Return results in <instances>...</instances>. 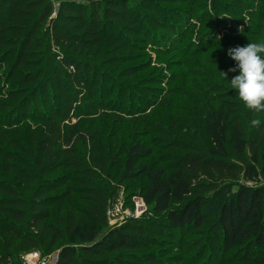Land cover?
I'll use <instances>...</instances> for the list:
<instances>
[{"label":"trees","instance_id":"obj_1","mask_svg":"<svg viewBox=\"0 0 264 264\" xmlns=\"http://www.w3.org/2000/svg\"><path fill=\"white\" fill-rule=\"evenodd\" d=\"M126 2L89 0L85 5L81 0H59L53 16L48 0H0V264H23L26 253L48 255L56 248V264H163L158 257L139 253L150 244L151 216L162 219L171 240L176 231L186 235L192 230L201 236L189 246L182 239L170 241L188 254L197 249L193 264L205 251L216 249L215 244L230 256L225 260L221 255L218 262V250L212 257L207 253L214 264H264V110H250L241 103L226 81L238 73L228 72L225 64L226 48L264 41V0H258L253 27L237 36L202 41L188 51L184 34L173 33L176 43L162 55L177 58L175 87L151 115L141 108L123 111L122 103L111 108L96 101L94 64H103L108 43L125 39L117 29L120 24L129 32L138 21ZM34 47H44L42 61L32 57ZM5 48L16 50L6 81ZM208 60L212 71H206ZM113 61L132 64L123 78L143 85L142 89L129 85L128 102L145 98L147 86L158 84L143 75L145 61L135 63L133 57ZM32 62H38L36 67ZM42 63L45 68L40 69ZM220 72L227 73L226 80ZM9 82L10 90H5ZM179 98L191 102L194 122L186 121V114L174 124ZM42 101L46 105L38 108ZM106 112L117 114L110 117ZM137 116L151 120L155 129ZM252 120L259 124L252 125ZM171 128L187 132L185 139L165 146L149 138L174 137ZM126 143L124 171L129 179L141 180L138 196L147 211L109 229L110 186L96 182L76 187L75 175L112 182L113 147ZM212 196L218 205L213 225L217 235L210 233L212 229L208 234L203 231L202 207ZM64 203L66 213L60 221L57 215Z\"/></svg>","mask_w":264,"mask_h":264},{"label":"rangeland","instance_id":"obj_2","mask_svg":"<svg viewBox=\"0 0 264 264\" xmlns=\"http://www.w3.org/2000/svg\"><path fill=\"white\" fill-rule=\"evenodd\" d=\"M48 1L53 6V16H55L59 0ZM81 1L85 5L89 3V0ZM137 1H139L140 4L142 3L141 6H137L136 3H134ZM126 3L131 5L132 15L134 18H136L137 15L138 21L135 26H129L130 24H128L129 27H132L129 32L125 28L127 26L124 24H120L117 28L121 29L122 32L121 30H115L118 34H123L125 38L124 40H117V42L113 43H108L107 40L102 41L103 43H108L109 49L106 47L105 53L101 56L103 64H100V66L99 64H94L98 68L96 75V81L98 83L96 84L95 92L97 97L96 101H99V103L103 106H109L111 108L117 107L120 103H122V109L126 112L141 108L144 109L145 114L149 115L158 110L159 104L162 103V97L172 96L171 94H168V91H171V89L175 87V85L172 84V73L176 71L175 64L177 62V58H174V54L169 56L162 55V53L164 54V52H167L168 49L176 43L175 40L177 39V35L173 34L175 31L179 30L184 34L185 38L183 43L186 44V48L189 51L190 49H195V47L202 41H207L209 39L220 40L224 36H237L240 33L245 32L244 29H251L253 27L252 24L255 23L253 13L257 11L259 6L258 0H127ZM234 25L237 27H234ZM107 27L108 28H106L105 31L109 34L108 32H110V27ZM119 31L121 33H119ZM106 33L103 32V34ZM37 43L40 44V40L37 41ZM164 44L166 46H163ZM232 45L233 44L230 46ZM9 49H4L7 50L4 57L8 56V58H6L7 60L5 59V74L3 73L4 81H6V74H8L7 72L9 71L10 65L15 61L16 55V50L14 52L13 49ZM227 50L228 48H226V51ZM219 51L225 52V48H220ZM44 56V47H34L32 57L36 61H42ZM130 57L135 59V63L145 61L144 65L146 67V72H144L143 75H147L148 77L158 81L157 85L149 84V88L147 86L146 89L148 90L146 97L144 98L143 96L139 99V101L142 102H139L136 99H133L132 102H128L130 96L129 85L139 86L141 89L143 88V85L138 83L137 85H134V83L129 84L123 78V75L128 72L127 67L132 64H117L113 61L114 59L122 60ZM210 59L218 60L212 56ZM209 62L210 60L206 62V71H212L215 69L211 67ZM36 63L38 62H32V64H34L33 67H36ZM225 64L229 69V67L234 65L235 62L227 55ZM42 65L43 68H45V63H42L40 69H42ZM190 67L191 65L188 63L187 70H189ZM30 69H33L32 66ZM100 69L105 72L101 73L99 71ZM23 71L31 72V70L27 68H23ZM2 82L3 79H0V88ZM206 82H210V80H206ZM10 87V82L5 84V90H10ZM141 89H139V91H142ZM50 90L52 89L47 88V91L50 92ZM98 92H103V94L98 96ZM119 98H122L124 101L122 102ZM109 99H111L112 102L111 100L109 101ZM46 103V101L38 102V108L44 107ZM191 105V102H184L183 98H179L178 110L174 111L172 114L173 121H175L174 124H179L181 119L184 117H182V115L186 114H188V116L185 117L187 118L186 121L194 122L196 120V117L193 115L194 107ZM113 114L115 115L117 113L106 112L104 115L112 117ZM137 117L142 119L141 121H151L147 119L144 120V118L139 116ZM1 119L2 120L0 121H3V116ZM14 121L16 120L13 119V122ZM28 124L30 123L28 122ZM148 125L149 128L155 129L154 123ZM163 125L166 126L165 124ZM172 129L173 128H171V131L173 132L174 137L161 138L156 134H150L149 138L155 140V143L165 146L173 144L174 142L176 143L177 141H183L185 139L184 135L187 132L182 129L178 131ZM128 145L129 143H126L120 148L113 147L111 158L112 169L110 170L112 182L111 179L109 181L107 178H101V180H99L97 177L92 175H75V177H78L76 187H91L95 186L93 184L96 182L108 183V186H110L112 195L108 200L106 213L108 226L110 227L109 229L119 228L129 223L131 220H137L147 211V207L138 196L142 185L141 180L129 179V175L124 171V161ZM175 153L179 154V152ZM170 154L174 155L172 152ZM214 199V196L210 197L202 207V211L206 217V223L203 231L208 234L209 230L212 229L210 233H212V235L213 233L217 235L216 230H213V225L215 224V218L218 211L217 201ZM53 207L55 208L57 205H54ZM64 207L65 203L63 204L62 210L57 215L60 221H63L65 217L66 211ZM150 219L151 221L149 223V227L151 229L148 230L147 235V239L151 237L149 242L150 244L149 246L140 249L139 253H146L150 256L158 257L163 264H181L182 261L183 264H193L191 258L196 256V259H198L199 252L195 251L197 249L188 254L187 250L180 251L176 249L175 245L170 244V241L175 244V242L182 239L181 242L183 245L189 246L191 245L190 242L195 240L196 237H201L198 233L191 230L189 232L190 234L179 235L176 231L174 239L171 240L169 237L170 231L167 230L162 219L159 218V216H151ZM59 225H61L60 222ZM213 247L216 249H210L209 252L205 251L203 258L198 260L196 264H214L209 257H212L214 254L213 251L217 250L218 262L221 261V255L224 256V253H220L221 248L219 247V244H215ZM40 253L43 254L42 252ZM52 253H58L57 248L50 254ZM207 253H209L210 256L207 255ZM229 256L230 254L224 256L225 260L228 259ZM178 260H180V262ZM109 261L111 262L112 259Z\"/></svg>","mask_w":264,"mask_h":264},{"label":"clouds","instance_id":"obj_3","mask_svg":"<svg viewBox=\"0 0 264 264\" xmlns=\"http://www.w3.org/2000/svg\"><path fill=\"white\" fill-rule=\"evenodd\" d=\"M227 55L235 62L228 72L238 74L229 81L226 80L227 73L220 72L223 79L246 108L264 110V41L229 48ZM250 123L257 125L259 121L252 120Z\"/></svg>","mask_w":264,"mask_h":264},{"label":"built area","instance_id":"obj_4","mask_svg":"<svg viewBox=\"0 0 264 264\" xmlns=\"http://www.w3.org/2000/svg\"><path fill=\"white\" fill-rule=\"evenodd\" d=\"M58 253L41 255L39 251H31L22 257L23 264H56Z\"/></svg>","mask_w":264,"mask_h":264}]
</instances>
